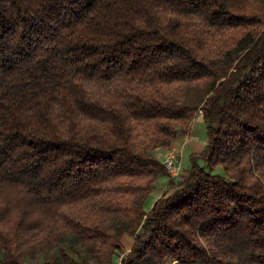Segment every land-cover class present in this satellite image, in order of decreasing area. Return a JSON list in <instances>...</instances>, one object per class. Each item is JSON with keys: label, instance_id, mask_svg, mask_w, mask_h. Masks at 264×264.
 Masks as SVG:
<instances>
[{"label": "trees", "instance_id": "obj_1", "mask_svg": "<svg viewBox=\"0 0 264 264\" xmlns=\"http://www.w3.org/2000/svg\"><path fill=\"white\" fill-rule=\"evenodd\" d=\"M126 233L121 264H264V0H0V261L112 264Z\"/></svg>", "mask_w": 264, "mask_h": 264}, {"label": "rangeland", "instance_id": "obj_2", "mask_svg": "<svg viewBox=\"0 0 264 264\" xmlns=\"http://www.w3.org/2000/svg\"><path fill=\"white\" fill-rule=\"evenodd\" d=\"M208 140V125L203 118L195 117L192 123L187 128H181L178 136L173 142V145L169 148H160L156 150V156L162 162L163 156L166 152L172 148L178 150L180 161L182 165V174L187 173L191 167V156L194 153L200 152L206 146ZM201 165H205L207 170L213 173L225 174V170L222 166L211 167L207 166L203 160L199 161ZM171 180L169 174H162L154 183L152 192L147 197L144 208L149 211L157 198L161 197L162 194L167 190L169 181ZM158 192V193H157ZM134 236L126 233L122 237V246L118 249L113 256L112 264H121L123 256L129 252L133 246ZM77 248L70 249L69 258L70 261L64 256L63 253L57 252L56 249L43 250L37 254L26 256L28 262L34 264H100L92 258V255L85 252V249L74 243ZM59 253V255H58ZM0 264H3L0 261ZM167 264H181L178 261L169 262Z\"/></svg>", "mask_w": 264, "mask_h": 264}, {"label": "built area", "instance_id": "obj_3", "mask_svg": "<svg viewBox=\"0 0 264 264\" xmlns=\"http://www.w3.org/2000/svg\"><path fill=\"white\" fill-rule=\"evenodd\" d=\"M203 115L202 110L196 115V117H201ZM162 163L164 164L167 173L170 178H177L182 172V165L180 161V156L178 155V150L172 148L166 152L163 156Z\"/></svg>", "mask_w": 264, "mask_h": 264}, {"label": "bare ground", "instance_id": "obj_4", "mask_svg": "<svg viewBox=\"0 0 264 264\" xmlns=\"http://www.w3.org/2000/svg\"><path fill=\"white\" fill-rule=\"evenodd\" d=\"M158 193V192H157Z\"/></svg>", "mask_w": 264, "mask_h": 264}, {"label": "crops", "instance_id": "obj_5", "mask_svg": "<svg viewBox=\"0 0 264 264\" xmlns=\"http://www.w3.org/2000/svg\"><path fill=\"white\" fill-rule=\"evenodd\" d=\"M158 199V198H157Z\"/></svg>", "mask_w": 264, "mask_h": 264}]
</instances>
